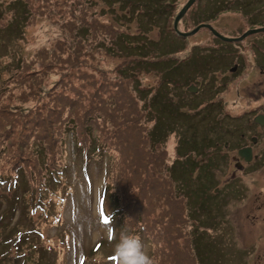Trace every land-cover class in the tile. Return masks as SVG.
Masks as SVG:
<instances>
[{
	"label": "rangeland",
	"instance_id": "rangeland-1",
	"mask_svg": "<svg viewBox=\"0 0 264 264\" xmlns=\"http://www.w3.org/2000/svg\"><path fill=\"white\" fill-rule=\"evenodd\" d=\"M24 1L26 8L0 0V234L11 237L8 249L18 244L10 255L120 264L115 247L126 231L153 264H264V128L253 121L264 112V68L255 53L231 52L243 64L239 74L228 71L225 57L199 73L183 59L187 44L221 41L208 30L179 37L176 11L158 20L155 9L187 0ZM206 1L184 14L179 31L204 20L234 36L264 13L260 0ZM160 91L179 116L160 114ZM219 97L222 108L208 121L215 135L203 131L202 114ZM225 114L239 139L223 132ZM162 121L174 131L158 142L151 130ZM190 123L197 139L206 133L211 141L195 155L180 151L192 143ZM94 137L101 150H88ZM227 140L232 145L223 148ZM246 144L257 158L237 167L230 156L242 157L237 150ZM186 159L195 165L184 183L173 167ZM45 167L56 177L40 174Z\"/></svg>",
	"mask_w": 264,
	"mask_h": 264
},
{
	"label": "flooded vegetation",
	"instance_id": "flooded-vegetation-1",
	"mask_svg": "<svg viewBox=\"0 0 264 264\" xmlns=\"http://www.w3.org/2000/svg\"><path fill=\"white\" fill-rule=\"evenodd\" d=\"M188 1L189 0H187L186 3ZM196 1L197 0H193L192 4L189 6L187 11L190 10V8L193 6V4ZM215 1L218 2V1H222V0H215ZM249 1H252V0H248L247 2H249ZM260 1L264 2V0H260ZM206 2H211V1L207 0ZM183 6H181L178 9L177 14L183 8ZM205 9H206V7L204 5L202 10L204 11ZM202 14H203V12L201 13V18H202ZM180 21H179V23H180ZM206 23L207 22L204 20L200 21L194 26V28L190 29L189 31H183L186 33H191L190 35L186 36V39H193L196 35H198L200 30H208V32L211 34V36H213V38L221 41L217 45L214 44L213 46L201 44V43H195V42L187 44L188 53L186 54V57L183 59L191 61V63H194L195 66H198L200 69L199 73H201L203 70H205V68H207L209 65H213V63L215 64V63L220 62L225 57V60L222 62V63H225L224 64L225 67L228 66V64H230V62H232L231 66L228 67V71H231L235 75L239 74L241 72L240 67L243 66V64L241 62H239L238 61L239 59L237 57H235L236 55H234V53L231 54V52L242 51V50L251 51L252 53L254 52L255 53L254 59H256V62L258 64H261V68H264V54L261 53V52H264V13L262 16L258 15L256 18H253V17L250 18V21L248 23L249 27L246 25L247 27L245 29H242L239 33L237 32V34L234 36L233 35H224L212 27L214 30H216L220 35H222L224 37H228V38H232V39H240L237 41H229L228 42V41L221 40L220 38L215 36L214 33H212V31L210 29H208L205 26H202V25H206ZM198 26H201V27H199L197 29ZM254 30H257V31L251 32ZM248 39H250V42L244 43V41H247ZM181 46H182V44L179 45L180 48H181ZM182 49H183V47H182ZM212 50H213V52L215 51L217 53H211ZM217 57H219V58H217ZM251 61H253V59ZM223 69L224 68H222V70ZM189 86H187V88ZM190 90L196 91L197 88L192 87V88H190ZM206 91L209 92L210 90L209 91L206 90ZM217 101L219 102V105H218L219 107L215 106L214 109H211L210 108L211 106L206 108V105H204V107H203L204 113L205 114L209 113L212 116L214 112L219 111L222 108L221 107V101H222L221 97H219ZM217 101H216V103H217ZM191 105H193V103ZM256 115H264V112L256 114ZM236 119H238V118H236ZM233 121H235V119H232V116L230 114L224 115V123L221 124V127L223 128V132H236V130L239 128V126L237 124H233L232 123ZM253 121H254V119H253ZM254 124L257 127L260 126L261 128H264V125L262 126V125H258L256 123H254ZM240 137H243V135H240ZM233 138L235 139L236 136H233ZM253 139H254V142H252ZM249 140L251 143H255L258 141V138L253 136V137H250ZM232 141L230 140L228 143H225L224 147L229 148L232 145ZM245 148H249L251 154L253 153L252 152V146L246 144L237 150V155H238V151L240 149H245ZM238 157H236L234 155L230 156L231 160H233V162L235 163V166L241 167L240 162L246 163L245 158L244 157L238 158ZM251 157H252V159L257 158L253 154Z\"/></svg>",
	"mask_w": 264,
	"mask_h": 264
},
{
	"label": "trees",
	"instance_id": "trees-1",
	"mask_svg": "<svg viewBox=\"0 0 264 264\" xmlns=\"http://www.w3.org/2000/svg\"><path fill=\"white\" fill-rule=\"evenodd\" d=\"M153 1L158 2V0H153ZM16 3L19 4V5L24 6V8H26V6H27V3L24 0H17ZM153 4H155V3L153 2ZM179 7H180V5L177 4V1H175L174 4L173 3H170V2H166L165 4H163L161 6L160 9L159 8H155L157 10V13H158V18L157 19L159 20L161 16H164L166 14V12L169 11V10H171V9H173V11H176V13H177ZM148 8H150L149 5H148ZM151 11L152 10L149 9L146 12L151 13ZM179 37H181V36H179ZM158 111H160V114H162L167 119V121L171 120L170 117H173V119H174V117L176 118L177 116H179V113L178 112H181L178 104L175 103V102H173L172 100H170V98L167 97V95H165L163 91H160L158 93ZM190 115H192V114H190ZM202 115L207 120V123L204 124V126H203V131H211L212 130L213 132H215L216 129H215V127H212L213 124L212 123H208V121L211 120L210 119L211 118V114H209V113H206V114L203 113ZM203 123H205L204 120H203L202 124ZM159 124L160 125H158V131L156 130L157 127H155V126H157V123H155L154 126L152 127L151 136L153 135L152 138L155 139L154 136L158 134V142H162L163 139L166 138L169 130H173L172 129L173 122L165 123V122L162 121V122H159ZM187 128H189V129L192 128L191 131H193V133H192L193 137L190 138L191 141H192V143H187V145H186V143L184 141L183 142L184 144L182 143V145H181L180 151L183 150V151H185V154H186V153H188L190 151V148H192V150L190 152L195 155V153H197V150L200 152V150H201L202 147H206V146L209 145V143H211L210 140L208 141L209 138L205 135L206 133H202V136H200L197 139V137H196L197 136V133H196L197 126L195 125V123L194 124L193 123L188 124V127ZM70 130H71V132H74L75 131V125L74 124L71 125ZM234 133H236V132H234ZM238 133L241 134V132H238ZM238 133H236L234 135V136H236L235 139L238 138V135H237ZM215 135H216V132H215ZM211 136L212 135H209V137H211ZM229 138H233V136L232 137H228L227 139H229ZM97 139H98L97 137L92 138V142L90 143V145L88 147V150L90 148L92 150H96V149L101 150L102 149L101 145L97 143ZM187 141H188V139H187ZM229 141L230 140L223 141L222 147H224V144L225 143H228ZM218 144L219 143H215L216 146H219ZM82 150L85 151V152H87L83 148H82ZM43 151H44V147H39L38 148V155H37V158H36V160H37L36 162H39L40 163V160L43 159V158L40 157L43 154ZM102 151H105V150H102ZM184 161L185 162H188L189 164L185 165L184 162H181V164H179L180 167H178V169H177L176 166L173 167L174 170L176 169V171L177 170L179 171L178 174H177L179 177H177V178H179L180 180H182L183 178H185V176L187 175V173L190 172L191 169H192V167L195 165L194 162H193V160L192 161H189L188 159H186ZM173 164H174V162L170 165V168H172ZM198 170H202V174H204V175L207 174L206 173V170L204 169L203 166H201V169L198 168ZM41 173H42L43 176L44 175L46 176V175H48L50 173L52 174V171L50 170V168H48V167L46 168L45 167L44 171H42L40 169V174ZM200 174H201V172H200ZM34 176H35V174H34ZM52 176L54 178L56 177L54 174H52ZM207 181H204L203 183H201V185L198 186V188L200 189V191L203 188V185L202 184L206 183ZM182 182L186 183L184 179L182 180ZM38 185H40V179L39 178H37L35 180V182H34L35 189H36V187ZM106 189H107V187L105 188V190ZM194 190L195 191H198L197 189H194ZM35 191L37 192V190H35ZM194 194H195V196H197V194H199V193H194ZM38 196L36 198V202L34 203L35 206H37L39 204V201H38L39 200V197ZM32 198L34 199V197H32ZM9 239H11V237H9V236L7 237V236H4V235H1L0 234V264H6V262H9L10 264H18V262H19V264H22L23 261H24V264H41L40 263L41 256L38 257L37 259L31 258V259L23 260V258L21 257V254L19 255L20 257L19 256H16V255H14V257H13V255H10L12 253V251H13L11 246H13V248L14 247H18V244L17 245L11 244V246H9V249H8L7 244H10L8 242ZM18 240L20 241L22 239H20V237H19ZM20 261H22V262H20ZM42 264H47V263L46 262H42Z\"/></svg>",
	"mask_w": 264,
	"mask_h": 264
},
{
	"label": "clouds",
	"instance_id": "clouds-1",
	"mask_svg": "<svg viewBox=\"0 0 264 264\" xmlns=\"http://www.w3.org/2000/svg\"><path fill=\"white\" fill-rule=\"evenodd\" d=\"M190 92V91H189ZM120 264H153L137 236L122 231L114 253Z\"/></svg>",
	"mask_w": 264,
	"mask_h": 264
},
{
	"label": "water",
	"instance_id": "water-1",
	"mask_svg": "<svg viewBox=\"0 0 264 264\" xmlns=\"http://www.w3.org/2000/svg\"><path fill=\"white\" fill-rule=\"evenodd\" d=\"M193 0H189L184 6L183 8L179 11V13L176 15L174 22H173V29L176 33L179 34V36L181 37H186L188 35H190L191 33H186V32H181L178 29V23L181 20V18L184 16V14L186 13L187 9L189 8V6L192 4ZM207 27L208 29H210L212 31V33H214L215 36H217L218 38H220L221 40L224 41H237L240 39H232V38H228V37H224L222 35H220L216 30H214L210 25H202ZM201 27L198 26L197 29ZM257 30L251 31V32H256ZM192 91V90H189ZM264 120V115H258L257 117H255L254 122L257 124H262V121ZM252 142H254V139L252 140ZM250 149L249 148H245V149H241L239 150V155L244 157L246 161H249L250 159Z\"/></svg>",
	"mask_w": 264,
	"mask_h": 264
},
{
	"label": "snow or ice",
	"instance_id": "snow-or-ice-1",
	"mask_svg": "<svg viewBox=\"0 0 264 264\" xmlns=\"http://www.w3.org/2000/svg\"><path fill=\"white\" fill-rule=\"evenodd\" d=\"M102 215H103V211H102ZM104 223H107L108 221H107V219H104V221H103Z\"/></svg>",
	"mask_w": 264,
	"mask_h": 264
}]
</instances>
